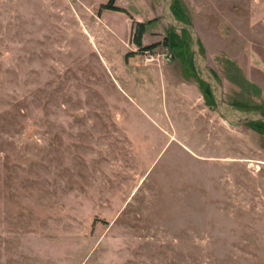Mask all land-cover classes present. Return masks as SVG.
<instances>
[{
    "label": "rangeland",
    "instance_id": "374dc122",
    "mask_svg": "<svg viewBox=\"0 0 264 264\" xmlns=\"http://www.w3.org/2000/svg\"><path fill=\"white\" fill-rule=\"evenodd\" d=\"M108 1L0 0V264H264V125L222 119L164 0ZM171 11L264 113V0Z\"/></svg>",
    "mask_w": 264,
    "mask_h": 264
},
{
    "label": "water",
    "instance_id": "95a60500",
    "mask_svg": "<svg viewBox=\"0 0 264 264\" xmlns=\"http://www.w3.org/2000/svg\"><path fill=\"white\" fill-rule=\"evenodd\" d=\"M172 1L173 0H164L161 9L162 19L166 25L172 29L176 31H186L189 35L194 70L198 79L208 85L218 114L231 127H238L245 122H260L264 124L263 112L259 110L242 111L224 101L223 89L208 70L206 60L200 53L199 39L196 30L192 26L179 21L174 16L171 11Z\"/></svg>",
    "mask_w": 264,
    "mask_h": 264
},
{
    "label": "trees",
    "instance_id": "16d2710c",
    "mask_svg": "<svg viewBox=\"0 0 264 264\" xmlns=\"http://www.w3.org/2000/svg\"><path fill=\"white\" fill-rule=\"evenodd\" d=\"M115 1L116 0H109L108 3L106 5H104V6H101V8L102 9H106V10H118V11H121V9H119V8L114 6ZM130 19H132V18H130ZM155 21H156V19L150 20V21H148L146 23H139V22H135V21L132 20V23H131V43L138 49V51L143 52V51L146 50L145 47H143L142 43H141L142 36L145 33V31H146V26L147 25H151ZM184 32H186V31H184Z\"/></svg>",
    "mask_w": 264,
    "mask_h": 264
},
{
    "label": "crops",
    "instance_id": "0c3cea01",
    "mask_svg": "<svg viewBox=\"0 0 264 264\" xmlns=\"http://www.w3.org/2000/svg\"><path fill=\"white\" fill-rule=\"evenodd\" d=\"M162 1L163 0H161L160 1V3H159V6H158V10H160V8H161V3H162ZM115 3H116V1H115ZM119 9H121V10H123V11H125V9H122V7H118ZM157 10V11H158ZM107 12V10L103 13V16H104V14ZM159 12V11H158ZM130 14V13H129ZM135 22H139V23H144V21H150V20H153V19H155V18H157V16H156V14H155V17H152V19L150 18V19H143L142 21H141V19H139V18H135V17H133L132 15L130 16ZM157 21H155V23H156ZM107 26H108V28H109V30H111V33H112V35H117L116 34V32L113 30V28L111 27V26H109L108 24H107ZM148 27H147V29H146V31H145V33L143 34V35H145V34H149V32H148ZM130 33H131V25H130V28H129V34H128V36H129V40H130ZM134 61V58H131L130 59V63H131V65H132V62ZM137 69V68H136ZM141 69V68H140ZM140 71H142V72H145V70H143V69H141ZM155 85H153V87H154ZM180 88V87H179Z\"/></svg>",
    "mask_w": 264,
    "mask_h": 264
}]
</instances>
